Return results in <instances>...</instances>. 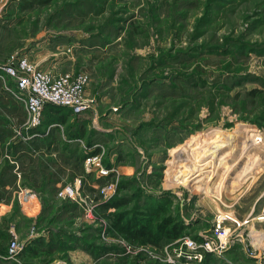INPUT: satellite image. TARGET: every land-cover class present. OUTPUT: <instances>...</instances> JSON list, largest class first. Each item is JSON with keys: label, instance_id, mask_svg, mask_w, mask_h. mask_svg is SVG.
Wrapping results in <instances>:
<instances>
[{"label": "rangeland", "instance_id": "obj_1", "mask_svg": "<svg viewBox=\"0 0 264 264\" xmlns=\"http://www.w3.org/2000/svg\"><path fill=\"white\" fill-rule=\"evenodd\" d=\"M44 1L27 11L17 10L16 0L2 7L0 61L29 56L35 38L60 36L50 50L69 55L62 73L91 78L87 140L102 154L103 173L113 175L97 186L136 181L122 193L132 199L123 209L170 201L171 214L192 226L188 237L198 242L212 237L218 223L230 229L227 248L199 264H264V247L250 236L255 228L264 242V0ZM66 44L67 52L57 48ZM254 89L260 91L255 98L248 95ZM223 138L228 147L237 141L254 148L227 155L236 164L224 190L211 195L205 191L222 172L192 173ZM80 193L75 209V201L62 197L34 200L38 213L31 217L14 202L0 223L18 224L22 237L61 232L51 263L169 264L174 258L176 242L143 251L109 233L101 204L110 199ZM98 246L113 251L96 259L91 252ZM116 252L127 255L117 261Z\"/></svg>", "mask_w": 264, "mask_h": 264}, {"label": "crops", "instance_id": "obj_2", "mask_svg": "<svg viewBox=\"0 0 264 264\" xmlns=\"http://www.w3.org/2000/svg\"><path fill=\"white\" fill-rule=\"evenodd\" d=\"M2 12L0 5V17ZM58 38L60 36L51 34L33 39L29 56L42 68L62 73L70 58L68 54L57 56L50 50ZM61 46L57 48L68 51L69 45ZM85 117L87 115L75 117L67 108L48 105L43 112L42 125L28 126L25 105L16 100L0 80V220L11 212L14 202L20 203V214L31 217L38 213L34 200L58 199L66 185H75L81 191L83 178L87 175L100 179L97 173L88 172L84 164L88 154L93 152L87 140V131L92 128L86 126ZM80 158H84L83 164ZM122 169L128 171V168ZM92 183L94 188L98 185L95 181ZM27 205L30 207L26 208ZM19 230L18 224L8 220L0 223V264H43L45 260L38 261L41 257L36 254L38 246L33 242L43 237L47 244L51 240L48 233L51 229L48 228L45 234H27L26 237H22ZM13 240L24 245L16 259L8 258ZM113 255L119 261L127 253L116 252Z\"/></svg>", "mask_w": 264, "mask_h": 264}, {"label": "built area", "instance_id": "obj_3", "mask_svg": "<svg viewBox=\"0 0 264 264\" xmlns=\"http://www.w3.org/2000/svg\"><path fill=\"white\" fill-rule=\"evenodd\" d=\"M12 0H0L1 7ZM18 1V0H16ZM0 80L6 84V90L16 100L25 105L28 112L27 124L31 127H39L43 122V112L47 105H54L67 108L75 117L85 115L91 109L90 82L91 78L87 73H57L52 69H44L39 66L31 57L23 54H14L6 61L0 63ZM9 82L11 85H9ZM102 154L87 157L85 167L88 172L98 171V178L109 176L112 172L106 171L101 166ZM105 175V176H104ZM115 182L104 185L102 188L96 186L100 196L110 199L117 189ZM62 198L80 202L82 196L75 185L63 187L59 193ZM230 229H224L220 223L215 227L212 237H204L198 242L191 237H184L178 240L179 248L174 252V258L170 257L169 264H177L179 259L185 264H199L205 260L207 254H220L228 245ZM126 246V243H123ZM24 245L13 240L9 246L8 258L16 259L22 252ZM144 248L143 247V251ZM129 252L130 250L127 249ZM128 252V254H129ZM49 264H67L65 262H54Z\"/></svg>", "mask_w": 264, "mask_h": 264}, {"label": "trees", "instance_id": "obj_4", "mask_svg": "<svg viewBox=\"0 0 264 264\" xmlns=\"http://www.w3.org/2000/svg\"><path fill=\"white\" fill-rule=\"evenodd\" d=\"M38 4H45V1L20 0L19 2H16V9L21 11L32 10ZM0 63L2 62L0 61ZM259 93L260 91L258 89H254L250 91L248 95L255 98ZM96 154H98V150L94 151L91 155ZM81 160L82 158H80V161ZM119 161H122V156L119 158ZM109 176L113 177L112 174ZM102 179L103 178L95 180L93 177H90V175L85 176L82 181L81 192H97L93 187L95 184H93L92 181H95L99 185L102 183ZM134 182L136 181H132L130 178H123L117 184L116 194L114 197L101 204V209L104 212H108L106 219L108 222L109 233L119 234L132 247H150L156 249H161L166 244L175 243L178 240L190 235V229L192 226L186 224L182 216H174L171 214L170 201H168L166 205L160 203V200H158L160 202L156 204L154 203L146 206H142L137 203L132 209H123L125 206L127 207L128 203H130L132 199L124 196L122 193L129 190ZM148 197L152 198V196ZM68 205L70 207V204ZM77 206L78 204L74 202L72 209L77 208ZM48 233L51 235V240L47 244H45V238L43 237H39L33 242L34 245L38 246L36 250V254H38V256L47 255L50 257V260L44 261L43 264H49L53 261V259L55 260V256L51 255L58 248L57 241L59 243L61 241L59 240L61 232L54 234L52 230H48ZM4 238H8V240L11 239L8 236H4ZM68 238L70 241H79V236L71 235ZM111 251L113 250L110 247L98 246L95 248V252L91 253L97 259L99 257L102 258ZM124 259L125 257L122 260Z\"/></svg>", "mask_w": 264, "mask_h": 264}, {"label": "bare ground", "instance_id": "obj_5", "mask_svg": "<svg viewBox=\"0 0 264 264\" xmlns=\"http://www.w3.org/2000/svg\"><path fill=\"white\" fill-rule=\"evenodd\" d=\"M220 140L221 141L217 140L218 145H217V150L214 151V155H212L211 158L200 157L197 160V164H196L197 166H196V168H194L193 173H192L193 177L195 176V178H196V177H199V174H201L202 172L204 173V170H207L205 172H209L208 170H210V171H212V173L214 171L216 172L218 170H220L222 172V176L220 177L219 181L216 182L214 187H212V189H210L208 187V189L205 191L206 193L211 194V195L220 194L224 190V185H226V184H224L225 179L227 178V175H229L232 172V169L236 164V163H234V164L229 163L228 164L226 162V158L229 159L227 157V155L230 157H233V159H234V158H236L235 155L237 154V152H240V153L242 152V154H243V152H245V153L250 152L254 148L253 146L245 145L241 142H237V141L230 142L229 147H230L231 153L229 154V152H228V154H227L224 151L226 150V152H227L229 147L224 144V142H226L224 138L220 139ZM237 155H239V153ZM192 158H193V156H192ZM197 173H198V175H197ZM207 178H208V176H206L205 179H203V177H202V179L200 178L199 181L197 180L198 179L197 178L196 180L198 182L197 181L196 182L200 183V181L207 180ZM208 183L209 182H207V185H208ZM226 188H227V186H226ZM250 234H251L250 236L253 237V239L255 241V245H257V247L258 246H259V248L264 247V242H260V239L258 238V236H260V234L257 232V230L255 228L251 229Z\"/></svg>", "mask_w": 264, "mask_h": 264}]
</instances>
